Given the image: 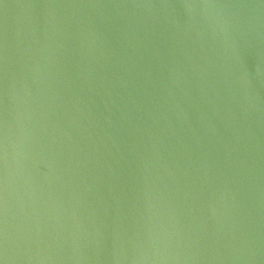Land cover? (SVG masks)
Instances as JSON below:
<instances>
[{"label": "water", "instance_id": "obj_1", "mask_svg": "<svg viewBox=\"0 0 264 264\" xmlns=\"http://www.w3.org/2000/svg\"><path fill=\"white\" fill-rule=\"evenodd\" d=\"M0 264H264V0H0Z\"/></svg>", "mask_w": 264, "mask_h": 264}]
</instances>
